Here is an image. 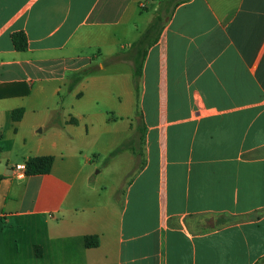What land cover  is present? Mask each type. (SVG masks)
<instances>
[{
    "label": "crops",
    "instance_id": "obj_1",
    "mask_svg": "<svg viewBox=\"0 0 264 264\" xmlns=\"http://www.w3.org/2000/svg\"><path fill=\"white\" fill-rule=\"evenodd\" d=\"M158 2L0 0V264H264V0L178 3L135 88Z\"/></svg>",
    "mask_w": 264,
    "mask_h": 264
},
{
    "label": "trees",
    "instance_id": "obj_2",
    "mask_svg": "<svg viewBox=\"0 0 264 264\" xmlns=\"http://www.w3.org/2000/svg\"><path fill=\"white\" fill-rule=\"evenodd\" d=\"M185 0H159L156 9L154 10L153 17L148 24V26L144 29V31L140 34L138 39L131 43L129 58L132 61V79L134 83V87H137V80L141 74L143 59L146 55L147 49L150 45L156 42L161 29L163 28L166 20L171 15L172 11L176 7V5ZM11 41L13 47L18 51H24L27 48V38L23 31H15L11 34ZM121 57V55L116 54L115 59ZM88 71H92V69H88ZM80 79V75L73 76L70 79L68 87L71 88L76 81ZM26 94L27 88H23L22 90H4L0 88V97L9 95V94ZM137 102V97H136ZM137 106V104H136ZM21 109H14L12 112V119L16 120L19 117ZM141 124L142 120H139ZM143 139V126L136 125L135 131L132 135H130L125 142L118 147V150L124 147H129L134 153V164L132 168L125 175L122 184H124L127 179L135 172V170L141 165V142ZM25 169L24 174H39L48 172L52 165V157L50 155H41V156H29L25 159ZM2 175H0V180ZM97 243V239L95 236H87L85 237V244L87 246L95 245ZM264 261V260H263Z\"/></svg>",
    "mask_w": 264,
    "mask_h": 264
},
{
    "label": "rangeland",
    "instance_id": "obj_3",
    "mask_svg": "<svg viewBox=\"0 0 264 264\" xmlns=\"http://www.w3.org/2000/svg\"><path fill=\"white\" fill-rule=\"evenodd\" d=\"M92 158H93L92 161H96V159H95L96 157L92 156ZM97 164H98V165H97L96 167H94V172H95V173H96V170H98L99 166L102 164V163H101V160H98V161H97ZM132 166H133V165H132ZM131 168H132V167H131ZM126 174H127V173H126ZM126 174H125V175H126ZM124 177H125V176H124Z\"/></svg>",
    "mask_w": 264,
    "mask_h": 264
},
{
    "label": "built area",
    "instance_id": "obj_4",
    "mask_svg": "<svg viewBox=\"0 0 264 264\" xmlns=\"http://www.w3.org/2000/svg\"><path fill=\"white\" fill-rule=\"evenodd\" d=\"M20 166H21V165H20ZM20 166H19V167H20ZM19 167H17V168H19Z\"/></svg>",
    "mask_w": 264,
    "mask_h": 264
}]
</instances>
